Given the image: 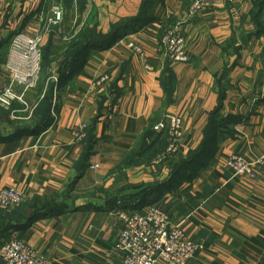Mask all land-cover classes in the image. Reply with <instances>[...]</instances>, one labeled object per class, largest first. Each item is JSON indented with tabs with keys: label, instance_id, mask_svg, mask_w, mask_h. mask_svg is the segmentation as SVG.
<instances>
[{
	"label": "crops",
	"instance_id": "1",
	"mask_svg": "<svg viewBox=\"0 0 264 264\" xmlns=\"http://www.w3.org/2000/svg\"><path fill=\"white\" fill-rule=\"evenodd\" d=\"M190 1L84 0L81 20L63 38L52 32L49 93L44 82L24 94L28 109L0 107V189L24 196L17 230H5L0 213V246L9 231L46 264H115L120 213L155 205L199 246L188 264H264L262 169L248 180L226 166L231 155H264V0H205L193 13ZM44 2L0 0V91L11 37L39 30ZM86 21L102 34L126 21L123 29L141 26L87 50L55 81L58 56ZM174 25L185 63L156 50ZM172 114L182 119V143L161 157L168 139L152 127ZM83 124L85 139L72 144Z\"/></svg>",
	"mask_w": 264,
	"mask_h": 264
},
{
	"label": "built area",
	"instance_id": "2",
	"mask_svg": "<svg viewBox=\"0 0 264 264\" xmlns=\"http://www.w3.org/2000/svg\"><path fill=\"white\" fill-rule=\"evenodd\" d=\"M206 5L205 0H196L190 12L199 11ZM63 10L59 5L51 7L48 16L39 30L31 35L19 31L11 37L9 44L10 60L5 66L9 83L0 91V107L11 110L15 102L26 107L23 96L36 89L42 67V46L46 37L62 23ZM142 56L140 47L127 44ZM157 53L170 62L185 63L188 55L179 25L167 29L157 44ZM148 69V67H146ZM14 111V110H13ZM15 112V111H14ZM87 125H79L71 130L72 144L81 143L86 137ZM156 133L165 132L168 139L161 157H175L183 139L182 119L169 115L152 127ZM227 168L235 176L255 180L262 169L264 180V155L246 159L231 155L226 161ZM24 200L20 191L13 187L0 189V210H12ZM121 228L113 252L115 264H188L199 246L190 241L179 225H172L167 214L152 205L142 211L121 212ZM1 264H46L45 258L32 247L14 236L0 246Z\"/></svg>",
	"mask_w": 264,
	"mask_h": 264
},
{
	"label": "trees",
	"instance_id": "3",
	"mask_svg": "<svg viewBox=\"0 0 264 264\" xmlns=\"http://www.w3.org/2000/svg\"><path fill=\"white\" fill-rule=\"evenodd\" d=\"M149 5L152 7V3L150 4V2H148L146 6H144V4H143L142 9H145ZM80 11L81 12L85 11L84 4L81 7ZM127 25H129L128 21L115 24V25L111 26V28L107 34H102L100 32H97V30L95 29L94 26H90V27L85 26V28L82 27L81 30L78 31L75 34V36L69 41L65 51L61 55L58 56L59 65H58V68L56 71V74L58 77L57 79L62 77L63 70L66 66H68L75 59L83 58V55L87 50L93 49V48L109 47V46L113 45L114 43H116L118 40L125 37L126 34L129 33V31H134V30L140 28V26H141V25H136V27L131 28V29H123V27H125ZM47 50H46V58H48ZM42 57H43V53H42ZM44 57H45V55H44ZM44 57L42 58V61L44 60ZM50 64H51V62L49 63V65ZM87 131H88V129H87ZM87 131H86V135H87ZM43 206L45 208H49V207H51V204L47 203V204L41 205V207H43ZM18 207L19 206H17L16 208H14L12 210H8V211H10V213H8V214H7V212L0 210L1 211L0 213L7 220L6 225H8V227H6L5 230H8V229H16L17 230L18 224L13 225L12 222H13V220H17L18 218H20V215L17 213L18 209H20V207L19 208ZM3 238L6 241L10 238L9 231H6L4 233Z\"/></svg>",
	"mask_w": 264,
	"mask_h": 264
},
{
	"label": "rangeland",
	"instance_id": "4",
	"mask_svg": "<svg viewBox=\"0 0 264 264\" xmlns=\"http://www.w3.org/2000/svg\"><path fill=\"white\" fill-rule=\"evenodd\" d=\"M83 1L84 0H45L44 3L46 5V10H50L51 7L55 5H59L63 10L62 23L60 27L58 29H55L54 31L56 32V36H60L61 38H63L64 37L63 33L68 31L72 25H73L72 27H74V21L81 20L82 15L86 13V10L85 12L80 11L81 7L83 6ZM195 1L196 0H191L188 7H191ZM47 7H49V9ZM89 23H90L89 21L84 22L82 27L85 28V25H89ZM50 35L46 37L43 42L42 53H43V57L44 55L45 57H44V60L42 61L41 74H40L39 83H38V86H40L45 82L44 84L47 90L46 95L51 90L50 88L52 87V83H53L52 80H54L55 78V75H54L55 72L53 71L49 63L52 62L53 58L54 60L57 59L56 57H54L55 51L54 50L52 51L51 49V48H55V44L53 42V39L51 38L53 35L52 36ZM46 50L48 52L47 53L48 58H46ZM56 80L58 81V79H55V81Z\"/></svg>",
	"mask_w": 264,
	"mask_h": 264
}]
</instances>
